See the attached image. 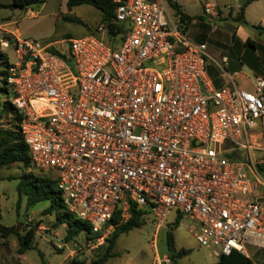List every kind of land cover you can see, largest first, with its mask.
I'll return each mask as SVG.
<instances>
[{"label":"built area","instance_id":"built-area-1","mask_svg":"<svg viewBox=\"0 0 264 264\" xmlns=\"http://www.w3.org/2000/svg\"><path fill=\"white\" fill-rule=\"evenodd\" d=\"M114 2L112 21L62 55L0 40L17 59L5 76L10 116L33 165L56 173L66 209L88 224L82 246H105L136 210L154 222V264L172 263L157 245L171 215L218 257L264 248V74L240 87L226 54L190 40L176 0ZM202 5L209 17L234 10Z\"/></svg>","mask_w":264,"mask_h":264},{"label":"rangeland","instance_id":"rangeland-1","mask_svg":"<svg viewBox=\"0 0 264 264\" xmlns=\"http://www.w3.org/2000/svg\"><path fill=\"white\" fill-rule=\"evenodd\" d=\"M237 0H235L236 2ZM194 3L188 11L191 14H199L201 8ZM234 6V5H233ZM203 7V5H202ZM9 11L0 8V16L8 14ZM225 12V11H223ZM204 13V12H203ZM74 18L78 17V21L62 20L57 26L54 37L62 38H79L87 36L90 33H97L96 28L102 20V14L99 9L91 5H81L71 14ZM204 15V14H203ZM192 17L188 23L186 30L188 37L193 42L204 41L209 46L212 55H219L218 29H222L218 20L210 21L209 16ZM199 20L209 23L204 27ZM8 37L4 34L1 38ZM70 42L67 40L57 44L59 51H68ZM0 52L6 55L7 59L15 62L16 53L12 47L3 48L0 41ZM216 57V58H217ZM214 61L210 60L209 64ZM215 63V62H214ZM214 66H210L213 70ZM12 112L8 105V95L5 87L0 80V140L6 135L18 133V129L10 116ZM27 173H34L38 176H46L56 178L54 171H41L36 167H27L22 162L0 165V213L2 214L1 222L4 225H16L17 229H21L22 233L34 229L35 247L26 251L24 254L18 255L19 242L16 235H10L6 239L0 237V255L4 252L14 256L15 261L11 264H91L94 259L103 257L106 246L97 249H90L88 255L79 259L85 254L88 247H83L84 232L76 236L77 243L81 244V249H77L74 241H66V225L58 224L56 214L44 215L43 211L48 206L47 202H40L32 207L27 205L26 197L19 196L17 185L20 177ZM142 225L140 228H134L131 231L122 234L117 240L114 247L115 255L107 258L104 264H154V251L151 248V240L155 231L154 222L149 217H141ZM175 215H171L168 225L158 232V250L161 256L169 255L172 259L171 264H216L218 257L208 248L202 246L192 232L186 227L184 220L179 219V223L175 224ZM168 233H172L171 249L168 244ZM62 245V248H59ZM258 249H264L259 248ZM255 247L247 245L248 253H251ZM74 251V256H68L69 262H66L65 255ZM78 250V251H77ZM185 250L186 254L179 256L178 252ZM42 251L44 258L39 255ZM76 251V253H75ZM17 252V253H16ZM5 254V253H4ZM165 264V263H163Z\"/></svg>","mask_w":264,"mask_h":264},{"label":"crops","instance_id":"crops-1","mask_svg":"<svg viewBox=\"0 0 264 264\" xmlns=\"http://www.w3.org/2000/svg\"><path fill=\"white\" fill-rule=\"evenodd\" d=\"M193 1L198 4L197 7L201 8L199 14H191L188 11L192 8ZM245 1L247 0H237L236 2L235 0H218L221 9L234 5V10L231 13L225 10V12L221 11L219 17H208L210 21L218 20L219 24H221L220 26H222L221 30H217L218 41L216 43L219 45L218 47L221 46L218 57L210 53L206 42L195 41V43H206L208 51L214 59H220L222 55L226 54L229 58L227 70L231 73L238 72L235 77L236 83L247 90H254V75L264 74V0H251L246 4L243 10V19L247 21V24L236 17L240 14L241 6ZM11 2L12 0H0V4H9ZM67 2L68 0H42L40 3L32 4L22 9L0 6V8L9 11L8 14L0 16V38L6 34L8 37L35 39L48 48L59 49L56 46L57 44L73 38L58 39L54 37L57 26L62 20H69V17H73L71 14L79 7L76 6L69 9ZM176 3L180 6L181 11L191 18L198 17L196 15L206 17L203 15L202 0H176ZM198 22L204 27L209 24L203 20ZM255 26H261L263 29H257ZM209 62L208 73L210 78L215 86H223L227 80L222 69L216 62H213L211 65L214 68L211 70ZM89 252L90 250L86 249L85 254L79 259L84 258ZM4 253L0 255V264H11V262L15 261L14 256ZM22 254L17 253V258L19 259V255ZM68 256H74V251L72 250L65 255L64 260L66 262H69ZM247 257L252 264H264V249L256 248L251 253H248Z\"/></svg>","mask_w":264,"mask_h":264},{"label":"trees","instance_id":"trees-1","mask_svg":"<svg viewBox=\"0 0 264 264\" xmlns=\"http://www.w3.org/2000/svg\"><path fill=\"white\" fill-rule=\"evenodd\" d=\"M251 0L245 1V3L241 6V12L236 17L240 19L243 23L247 24V21L243 19V10L246 4H248ZM42 0H12L9 4H0L1 7L4 8H25L32 4L40 3ZM80 5H91L96 7L101 11L102 20L101 22L112 21L115 16L116 3L114 0H68L67 7L72 9L76 6ZM176 11L181 14L183 20L190 22L191 17L184 14L180 6L175 2L173 3ZM69 20L78 21L75 17H69ZM257 29H263L261 26H255ZM50 50L58 55H62L61 52L52 47ZM10 66V61L7 59L6 55L0 52V80L2 81L6 94L8 92L6 87V72L7 68ZM8 95V94H7ZM9 107L12 109L9 101ZM6 135L0 140V165L11 164L15 162H22L27 167H35L32 163L31 157L28 152L27 145L22 140V136L20 132L12 133ZM18 195H24L26 197L27 205L29 207L34 206L40 202H47L48 206L43 211L44 215H52L56 214L58 224L66 225V241L74 240L75 237L85 231H88V224L78 218H76L72 213H70L64 203L60 192L56 186V178H49L46 176H38L34 173H27L20 177L19 183L17 185ZM141 213L134 210L131 218L125 223L118 225L116 229L113 231L111 236L107 239L105 254L103 257H99L98 259H94L91 264H104L107 258L115 255L114 247L116 244V240L122 235L134 228H140L142 225ZM2 214L0 213V237L7 239L10 235H16L19 242L18 253L22 254L30 249H34L35 242V231L34 229H30L24 233H22L21 229H17L16 225L7 226L1 222ZM113 221H118V214L116 215ZM178 224L179 220L176 221ZM172 233H168V244L171 249L172 244ZM186 251L181 250L178 252L179 256L185 255ZM39 255L41 258H44V254L42 251H39ZM79 264V262H75ZM216 264H252L251 260L245 255L233 251L229 255H221L218 257V261Z\"/></svg>","mask_w":264,"mask_h":264}]
</instances>
